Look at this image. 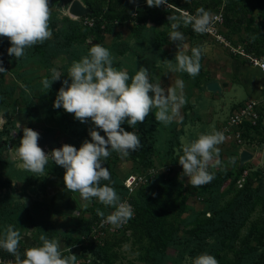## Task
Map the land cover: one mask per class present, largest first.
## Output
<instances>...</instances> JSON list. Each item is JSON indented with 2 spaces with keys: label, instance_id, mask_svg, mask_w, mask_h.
<instances>
[{
  "label": "rangeland",
  "instance_id": "374dc122",
  "mask_svg": "<svg viewBox=\"0 0 264 264\" xmlns=\"http://www.w3.org/2000/svg\"><path fill=\"white\" fill-rule=\"evenodd\" d=\"M74 1L49 0L52 38L19 59L7 54L9 38L0 37L6 70L0 73V208L15 207L30 217L18 229L19 247L24 252L39 246L46 234L60 241L64 255L70 248L77 264H192L191 258L205 252L219 264H264V75L237 54L240 49L264 53V0H169V6L160 7H150L146 0H79L90 13L72 17ZM109 5L128 9V19L115 24L107 14ZM200 7L213 13V32L197 33L183 21L179 28L185 35L182 43L190 45L185 51H202L201 71L192 78L171 72L166 63L174 61L179 44L169 38V17L194 15ZM93 43L109 48L113 66L127 69L130 76L146 67L152 82L165 89L177 78L185 81L182 123L165 126L155 120L153 109L137 125L142 147L123 159L113 152L104 161L113 187L134 210L120 227L103 223L97 211L107 216L113 207L95 198L85 206L78 192L64 187L61 166L50 160L43 173H32L20 166L15 152L24 127L49 133L57 148L69 144L79 149L91 139L90 123L53 103L69 79L68 68ZM51 48L61 53L49 56ZM53 69L61 79L45 89L42 81L51 79ZM212 82L221 85L222 93L208 91ZM21 115H26L24 121ZM122 127L133 131L127 124ZM213 130L223 131L226 141L218 146L222 164L209 166L215 173L212 182L194 187L183 168L168 170L178 163L184 145ZM243 151L252 158L242 164ZM133 175L142 181L130 191L125 180ZM94 215L97 219L87 225ZM6 255L3 260L11 264Z\"/></svg>",
  "mask_w": 264,
  "mask_h": 264
},
{
  "label": "clouds",
  "instance_id": "9594fccd",
  "mask_svg": "<svg viewBox=\"0 0 264 264\" xmlns=\"http://www.w3.org/2000/svg\"><path fill=\"white\" fill-rule=\"evenodd\" d=\"M150 7L169 6V0H146ZM51 10L49 0H0V37L9 38V56L19 59L26 50L36 44H43L52 38L49 26ZM213 13L204 7L197 9L196 14L184 12L182 16L170 15L172 31L170 39L177 44L175 59L166 61L171 72L187 73L195 78L199 75L202 64V51L192 47L189 55L185 49L190 47L182 43L185 35L180 28L181 21L190 24L197 33L212 31ZM182 45L183 47H180ZM111 50L102 44H91L86 55L73 61L68 68V78L62 82L53 103L55 109H64L73 113L81 123H90V140H85L77 149L73 145L64 144L46 153L39 145L40 133L23 128V136L16 147V156L20 166L32 173H43L51 160L61 166L64 172V184L71 192H78L87 206L94 198L114 211L104 217L103 223L120 227L130 220L134 210L130 204L122 201L117 190L112 186L111 173L104 167V161L113 153L121 159L129 157L142 147L141 137L137 129L153 109L155 120L165 126L173 121L183 122L181 109L187 103L184 94L185 81L177 78L165 89L161 83H153L149 69L140 67L134 75L127 69L113 66ZM0 60V73L6 72ZM61 79V75L53 69L51 79L42 81L45 89L51 88L53 82ZM70 81V82H69ZM90 118V119H89ZM127 124L133 131H127L122 125ZM18 127L21 126L18 124ZM101 132L104 135H101ZM226 141L221 130L201 133L197 139L183 146V154L179 164L183 168V176L188 177L191 186L199 187L212 182L215 173L209 166L222 164L218 147ZM109 183L101 184V181ZM21 233L14 226L8 225L0 232V249L15 257L14 264H77V256L64 255L60 241L50 239L46 234L40 236L42 244L19 252ZM192 264H219L217 258L207 252L191 258Z\"/></svg>",
  "mask_w": 264,
  "mask_h": 264
},
{
  "label": "trees",
  "instance_id": "16d2710c",
  "mask_svg": "<svg viewBox=\"0 0 264 264\" xmlns=\"http://www.w3.org/2000/svg\"><path fill=\"white\" fill-rule=\"evenodd\" d=\"M97 13V11H94L92 15L90 16H94ZM107 14L110 15L111 17H114V23L115 24H119V23H123L124 21H126L128 19V9H118L117 7H113L112 5H109L107 8ZM50 43V42H48ZM55 47V46H54ZM51 51H49V56H55L58 55L59 53H61L58 50H55V48H51ZM248 53H254L257 55H264V53H259V52H250L249 50H247ZM49 56L47 55V57L49 58ZM51 171V169H49ZM53 173H55L56 175H60V170H55L52 169ZM61 177H64V174H61ZM113 180V179H112ZM250 183H252V180H249ZM105 183H109V181H101V184H105ZM114 185V183L112 184V186ZM250 185V184H249ZM66 188V186H64ZM30 219V217L28 216L27 212L22 211L21 209H16L15 207H9L7 206L5 209H1L0 208V232H2L4 229L7 228L8 225H12L14 226L17 230L22 227L23 225H25L27 223V220ZM97 219L96 215H94V217H90L87 219V225L92 224L95 220ZM19 252L23 253V249L21 247H19ZM8 253V258H12L13 262L12 264H14L15 262V257L10 254L9 252L0 249V257L2 259H6L7 254ZM8 264V263H7Z\"/></svg>",
  "mask_w": 264,
  "mask_h": 264
},
{
  "label": "water",
  "instance_id": "95a60500",
  "mask_svg": "<svg viewBox=\"0 0 264 264\" xmlns=\"http://www.w3.org/2000/svg\"><path fill=\"white\" fill-rule=\"evenodd\" d=\"M69 12L71 16H74V17H83L90 13V11L79 0H75L72 3ZM175 31H180V29L177 28L175 29ZM207 89L208 91L212 93H216V92L222 93V87L218 82H212L208 84ZM25 118H26V115H21L19 119L24 121ZM38 145L42 149L49 147L51 150L56 149L58 147L57 141L54 139L53 136H51L47 132H42L40 134ZM251 158H252V155L249 152L243 151L241 154V163L243 164L249 161Z\"/></svg>",
  "mask_w": 264,
  "mask_h": 264
},
{
  "label": "built area",
  "instance_id": "2783aa9c",
  "mask_svg": "<svg viewBox=\"0 0 264 264\" xmlns=\"http://www.w3.org/2000/svg\"><path fill=\"white\" fill-rule=\"evenodd\" d=\"M209 32L212 33L213 30L209 31ZM237 52H238L237 54H239L241 56V58L243 59V61H245L247 63V65H249L253 69H256L257 71H259L261 74L264 75V55H257L254 53H248L247 50H244V49H240ZM257 106H258L257 104H254L253 109H255V107H257ZM237 123H239V122H237ZM176 168H178V169L182 168V166L179 164V162L171 164L169 166L168 170L171 171V170L176 169ZM140 181H142V178L140 176L133 175V176H130L129 178H127L125 180V186L128 190L132 191L133 186L136 183H139ZM3 261H4V263H8L7 261L3 260L0 257V264Z\"/></svg>",
  "mask_w": 264,
  "mask_h": 264
},
{
  "label": "bare ground",
  "instance_id": "6f19581e",
  "mask_svg": "<svg viewBox=\"0 0 264 264\" xmlns=\"http://www.w3.org/2000/svg\"><path fill=\"white\" fill-rule=\"evenodd\" d=\"M72 17H74V16H72ZM241 119H242V118H241V117H239V119H238V121H236V123H237V122H239ZM236 123H235V124H236Z\"/></svg>",
  "mask_w": 264,
  "mask_h": 264
}]
</instances>
